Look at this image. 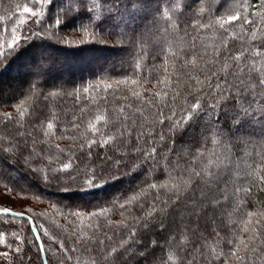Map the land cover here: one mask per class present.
<instances>
[{
  "label": "trees",
  "instance_id": "1",
  "mask_svg": "<svg viewBox=\"0 0 264 264\" xmlns=\"http://www.w3.org/2000/svg\"><path fill=\"white\" fill-rule=\"evenodd\" d=\"M198 2L89 0L90 10L103 17L89 28V32L104 36L99 42L81 44L83 33L72 32L88 26L92 16L85 8L79 9L77 0H0V138L7 139L16 131H34L31 121L36 114L43 113V130H47L49 122L54 124V128L49 136H45L43 130L36 132L37 141H42L37 143V150L44 149L41 175L45 174L48 163L53 168L74 163L83 169L89 163L87 140L98 142L93 144V151L131 154L133 160H136L138 148L144 153H152L155 148L153 156L159 160L147 180L144 170L131 164L125 170L130 174L82 191L77 190L75 184L63 188L55 181L45 183L19 160H11L0 153V180L16 188L5 196V189L0 184V196L9 202L14 201L15 211L31 217L33 227L39 229L37 232L45 240L46 247L51 241L44 236L45 229L58 237V243L64 241L73 256L69 264H97L96 252L74 250L83 249V244L77 241L89 237L105 239L109 249L124 244V241L129 247L147 249L145 257L135 260L134 264H145L148 257L161 255V250L168 264H182V252L177 254L178 250L190 248L194 243L202 244L209 257L230 253L241 240L248 241L250 233L243 231L246 226L258 227L260 236L255 243L264 245V191L261 190L264 184L259 179L264 176V91H261L259 102L249 109L251 115L238 126L225 121L220 136L208 132L207 117L192 109L197 96L205 107L214 99L219 100V93L215 91L208 95V83L215 88L216 78L206 79L213 71L217 72L220 82L226 84L224 95L234 93L231 85H239L240 78L231 69L228 74L221 69L230 55L246 49L254 51L257 46L264 47V33H261V39L253 40L247 31L248 26L241 25L239 21L228 32L218 26L194 28L197 20L208 23L226 18L227 9L235 13L241 6V0ZM24 7L30 8L31 12L24 13ZM69 7L71 12L66 13ZM57 19L61 20L58 27L55 24ZM256 20L258 27L253 30L264 29V20L260 17ZM17 37L20 46L9 49L8 45ZM225 41L227 49L224 48ZM217 49L222 54L218 55ZM194 56L198 68L191 63L185 64ZM42 62L46 66H42ZM232 63L235 66V62ZM197 74L206 81L203 90L193 78ZM34 83L39 87L32 86ZM253 91L256 89L250 86L248 92ZM136 92L143 100L155 99L157 103L143 104L133 95ZM160 97H164L163 102H160ZM247 98L252 99L250 94ZM220 104L221 107L215 111L221 114L232 107L230 101H220ZM21 112H25L23 119ZM8 115L15 119H7ZM96 116H102L103 120L96 121ZM164 117L170 119L161 124ZM92 123L100 130L96 135L89 129ZM76 124H79L78 128L74 127ZM173 125L178 127L170 130ZM161 136L165 139L161 140ZM108 137H111L109 145L98 147ZM174 144L179 155L170 151ZM187 152L192 155H187ZM201 152L204 155L193 161V157ZM165 157L171 159V165ZM178 159L179 166L176 165ZM209 161L221 163L219 166L215 163L210 165ZM186 165L191 166L190 170L195 168L206 172L211 167L216 173L208 195L217 203L208 207L204 218L197 220L190 216L187 209L191 204H181L169 210L163 230L156 224L148 231L139 223L130 228L119 227L122 222L131 224L133 216L146 214L150 206L157 203L154 200L157 190H151L147 195L141 193L143 213L135 205L127 209H121L119 204L113 206L110 201L114 197L131 196L134 190H138V184L147 188L151 183L167 181L171 184L181 178L186 180L188 173L183 171ZM133 168L135 172L131 173ZM243 188L250 191H238ZM168 195L170 193L160 190L161 202ZM20 199L34 201L40 206L21 209L23 206H18ZM4 208L0 202V211ZM74 212L81 215L69 217ZM249 212L255 213L251 217L252 225L247 224ZM91 213L98 215L90 216ZM256 221L260 222L259 225L255 224ZM194 229L198 230L196 237L192 235ZM137 230L139 235L133 243L128 233ZM93 232L96 237H93ZM0 233L4 234L0 248L10 252L9 244L15 247L21 240H35L27 219L1 212ZM121 233H124L123 237ZM108 236L113 239L107 240ZM231 240L236 243L229 244ZM153 241L156 247H151ZM32 254L35 264H43L34 247ZM239 254L245 255L243 251ZM4 264L12 262L5 260ZM47 264H57L51 253ZM99 264L104 262L100 260ZM204 264L222 262L209 259ZM223 264L238 262L229 258ZM245 264H264V253L253 259L246 258Z\"/></svg>",
  "mask_w": 264,
  "mask_h": 264
},
{
  "label": "snow or ice",
  "instance_id": "2",
  "mask_svg": "<svg viewBox=\"0 0 264 264\" xmlns=\"http://www.w3.org/2000/svg\"><path fill=\"white\" fill-rule=\"evenodd\" d=\"M200 2V0H199ZM198 2V3H199ZM77 3L80 8H85L91 13V21L88 26H84L76 31L83 33V37L80 39L79 43H95L103 39L101 33L89 32V28L95 25L96 21L103 19L101 14H94L89 8V0H77ZM219 8V6H218ZM255 8V11H250V9ZM111 10H109L110 12ZM226 18H220L215 20H210L208 23H201L199 20L193 25L194 28H208L212 26H218L220 29H223L225 32H228L229 28L232 27L235 22L239 21L241 25H247V31L251 33L252 39L257 40L261 39V33H264V29L259 31H254V28L258 27L256 17H260L261 20H264V0H241V6L235 11L232 12L231 9H227ZM24 13H30L31 9L28 7L23 8ZM71 12V7L66 11V13ZM36 13H32L35 15ZM23 24L24 21L21 20ZM56 26L58 27L61 24V20L57 19L55 21ZM90 36V39H86ZM264 42V41H262ZM71 43V41H69ZM19 38H15L12 44L8 45L9 49H16L20 46ZM224 48L227 49V42L225 41ZM217 54H222L219 49H217ZM235 62V66L233 63ZM191 63L194 68H198L199 65L195 56L191 61H185V64ZM42 66H46L42 62ZM232 70L235 73L236 77L239 79V85L232 84L231 87L235 89L234 93H230L225 96L224 92L226 90V84L221 83L220 79L217 78L218 74L216 71H213L207 80H212L216 78L215 88L213 89L212 83H208V95H213V92L219 93V100L214 99V102L207 107L203 106L200 103V98L197 96L196 100L192 103V109L194 112L203 113L204 116L208 119V124L206 125V130L212 133L215 136H220L221 129L225 121L230 122L231 125L238 126L245 118L249 117L251 113L249 109L253 104L259 102L261 91H264V47L257 46L254 51L245 50L244 52L237 53L234 56H229L225 61L223 71L225 74H228L229 70ZM243 77H247L244 79ZM196 80V83L200 86V90H203L206 81L201 80L199 75L193 77ZM34 87H39L38 84L34 83ZM254 87L256 91L251 93L248 92L249 87ZM111 87V85H109ZM85 92L88 91L87 88L84 89ZM193 91H198L194 89ZM179 93H177L178 95ZM250 94L252 99H248L247 95ZM41 96H44L43 92H40ZM137 99H141V102L145 105L147 104H156L155 99L152 100H143L139 92L133 93ZM159 95V94H156ZM167 95V94H165ZM164 97H160V102H163ZM220 101H230L232 107L227 111L221 112L215 111V109L220 108ZM227 107V105H225ZM43 113L36 114L34 120L31 121V126L34 131L27 133H19L18 131L10 133L7 139L0 138V153L11 158V160H19L23 166L35 173L36 176L44 181L45 183L51 184L53 181L56 182L57 186L67 188L72 184L77 186V190L87 191L93 188L99 187L106 182H109L120 176H125L130 174L128 171L131 164H135L136 167L143 169L145 174V180H147L148 175L152 173L154 165L159 163V160L153 156L155 153V148H153L152 153H144L141 149H137L136 160H133L131 154L125 155H116L114 151H107L101 153L99 151H93V144L98 142L95 140H87L86 150L89 163L84 166L83 169L76 166L74 163H64L60 168H53L51 163L45 165L46 172L44 175L40 174V165L43 161L44 149L41 148L37 150V143H42V141H37L36 132L43 130V124L41 121V116ZM25 116V112L20 113L21 119ZM163 116V113H161ZM7 119L14 120L15 118L11 115H8ZM96 121H102V116H96ZM170 119V117H164L160 120L161 124L165 123V120ZM39 126V127H38ZM74 127H79V124L74 125ZM178 126H170V130ZM54 124L52 122L47 123V130L44 131L45 136L52 134ZM89 129L96 135L100 130L97 128L95 123L89 125ZM106 135V134H105ZM165 137L161 136V140H164ZM111 137L105 139L103 144H98V147H106L109 145ZM147 143V141H145ZM174 154L176 153L175 144L172 149H170ZM84 147L82 146L81 155H83ZM187 155L191 156V152H187ZM204 153H198L193 157V161L200 159ZM169 165L172 164L170 158L165 157ZM137 160L139 161L137 163ZM216 164L219 166L220 161L213 162L209 161V164ZM179 159L176 161V165L179 166ZM190 165H186L183 169L184 172L188 173L187 179H179L173 183H151L147 188L137 185L138 190H134L131 196H116L110 203L115 206L119 204L121 209H127L129 206L135 205L140 208L141 212H144V203L141 200V193L147 195L151 190H157V195L154 197V200L157 203H153L150 206V209L146 214L140 216H133V221L131 224H124L123 222L119 227L121 228H130L133 227L136 223H139L140 227L148 231L153 224L159 226L161 230L165 228L164 218L168 215L170 209L174 206L179 207L181 204L188 205L191 204V207L187 209L190 216H194L197 220L204 218L207 209L211 204L217 203L213 198H210L208 195L215 182L216 173L212 172L211 167L207 169V172L203 169L197 171L195 168H191ZM171 171V169H170ZM135 172L133 168L131 173ZM255 179V178H254ZM260 183L264 184V176H261ZM0 184L3 185L5 192L4 195L7 196L9 193L16 191V188L9 186L8 183L0 180ZM203 185V187H202ZM22 190V189H21ZM160 190L170 193L167 196V199L163 202L160 200ZM264 191V189H261ZM238 191H243L248 193L249 188L238 189ZM199 192V197L197 193ZM200 197H203L201 199ZM175 198V202H173ZM121 200L124 202L121 203ZM103 211V210H102ZM5 215H11L12 217H19L21 219H27L29 223H34L31 220V217H24L21 213L10 212L8 208L3 209ZM80 212L70 213L69 217H78ZM90 216H96L98 213H91ZM255 213L249 212L247 221L248 225H252L253 221L251 217ZM259 221H256L255 224L259 225ZM34 231H39L36 229ZM196 229L192 230V235L196 237ZM245 233H250L248 241H240V245H237L235 250L229 252H223L219 255H212L209 257L205 254V249L202 244H192L190 248L179 249L177 254L182 252L181 262L184 264L186 261L187 264H204L205 260H217L221 261L222 264L227 259L231 258L238 262V264H245V260L253 259L255 256H259L264 253V245H257L255 241L259 239L260 231L258 227L246 226L243 228ZM3 233H0V243H3ZM124 233H121L123 237ZM128 235L132 238L133 243H135L137 236L139 235V230L135 232H130ZM44 236L48 237L51 241V244L46 247L45 240L42 239L39 235L36 236L35 240L27 241L21 240L20 244L12 247L11 244L8 247L10 251L0 248V264H4L5 260L11 261L12 264H35V257L32 254V248L36 249L37 255H39L47 264V259L49 253L56 259L57 264H69L73 259L70 250L67 248L64 241H59L58 237L52 235L48 232L47 229L44 230ZM93 237H96V233L93 232ZM199 239V237H197ZM16 239H20L17 235ZM113 237L108 236L107 240H112ZM78 244H83V249H74V250H91L98 254L97 264L102 260L104 264H134L135 260H138L141 257H145L147 249L138 250V248H132L127 246V241H124V244L120 246H112L109 249L108 244L105 239H99L98 237L93 239L89 237L87 239L81 238L77 241ZM229 244H235L234 240L228 241ZM156 242L153 241L151 247H156ZM169 246L166 244V247ZM243 251L244 256H241L239 253ZM62 253V254H61ZM251 254V255H250ZM145 264H168L167 259L161 250V255L157 256L152 255L146 259Z\"/></svg>",
  "mask_w": 264,
  "mask_h": 264
},
{
  "label": "rangeland",
  "instance_id": "3",
  "mask_svg": "<svg viewBox=\"0 0 264 264\" xmlns=\"http://www.w3.org/2000/svg\"><path fill=\"white\" fill-rule=\"evenodd\" d=\"M0 197H1L0 198V202L2 203L3 206H5L6 208H9V209H13L14 208L13 207L14 201H13V203L12 202H9V199H7L6 197H4L3 195L0 196ZM18 206L19 207L23 206L21 209L29 210L30 208H36V207H39L40 205L39 204H35V202L34 201H31V200L20 199V200H18Z\"/></svg>",
  "mask_w": 264,
  "mask_h": 264
},
{
  "label": "water",
  "instance_id": "4",
  "mask_svg": "<svg viewBox=\"0 0 264 264\" xmlns=\"http://www.w3.org/2000/svg\"><path fill=\"white\" fill-rule=\"evenodd\" d=\"M9 209V208H8ZM10 210V212H17V213H21L22 214V216H24V217H29L26 213H23V212H18V211H15V210H13V209H9ZM2 214H4L3 213V210H1L0 211ZM9 216H11V215H9ZM31 225V228L33 229V234H34V237L36 238V236L37 235H39L38 234V232L37 231H34L35 229H34V227H33V224L31 223L30 224ZM43 260V259H42ZM43 264H45V262H44V260H43Z\"/></svg>",
  "mask_w": 264,
  "mask_h": 264
}]
</instances>
